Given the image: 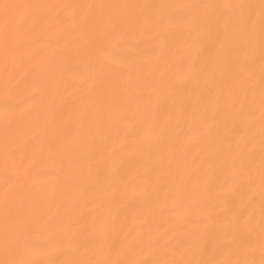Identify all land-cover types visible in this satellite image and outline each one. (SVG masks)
I'll use <instances>...</instances> for the list:
<instances>
[{
    "label": "bare ground",
    "instance_id": "1",
    "mask_svg": "<svg viewBox=\"0 0 264 264\" xmlns=\"http://www.w3.org/2000/svg\"><path fill=\"white\" fill-rule=\"evenodd\" d=\"M0 264H264V0H0Z\"/></svg>",
    "mask_w": 264,
    "mask_h": 264
}]
</instances>
